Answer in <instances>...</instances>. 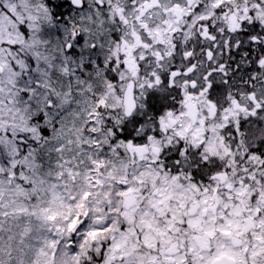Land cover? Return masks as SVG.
Returning a JSON list of instances; mask_svg holds the SVG:
<instances>
[{
	"label": "snow or ice",
	"instance_id": "snow-or-ice-1",
	"mask_svg": "<svg viewBox=\"0 0 264 264\" xmlns=\"http://www.w3.org/2000/svg\"><path fill=\"white\" fill-rule=\"evenodd\" d=\"M0 264H264V0H0Z\"/></svg>",
	"mask_w": 264,
	"mask_h": 264
}]
</instances>
